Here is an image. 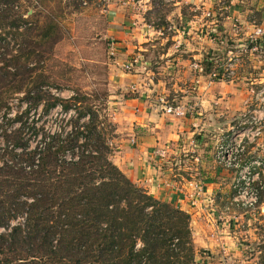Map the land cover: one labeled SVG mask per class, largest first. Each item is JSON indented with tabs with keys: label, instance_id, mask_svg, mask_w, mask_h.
Here are the masks:
<instances>
[{
	"label": "trees",
	"instance_id": "trees-1",
	"mask_svg": "<svg viewBox=\"0 0 264 264\" xmlns=\"http://www.w3.org/2000/svg\"><path fill=\"white\" fill-rule=\"evenodd\" d=\"M42 2L0 0V46H8L0 50V118L7 126L0 264H196L190 213L155 198L114 163L115 126L102 116L100 97L53 92L59 86L44 66L63 37L58 17ZM203 65L213 73V59ZM15 96L20 109L13 115ZM56 109L64 121L52 132L43 119ZM260 221L261 238L249 252L264 264V214Z\"/></svg>",
	"mask_w": 264,
	"mask_h": 264
},
{
	"label": "rangeland",
	"instance_id": "rangeland-1",
	"mask_svg": "<svg viewBox=\"0 0 264 264\" xmlns=\"http://www.w3.org/2000/svg\"><path fill=\"white\" fill-rule=\"evenodd\" d=\"M67 2L43 0L41 5V8L54 11L61 22L58 23L61 29L59 33L63 37L45 61L44 72L51 85L59 86L52 88L53 92L63 98H70L75 89L100 97L97 103L102 116L107 117L112 125H115V111L110 100L121 91L114 80L120 68L117 61L124 60L121 59L124 57L119 56L117 47L112 54L110 43H117L121 34L130 37L127 39L128 47L126 45L123 49L131 54H127L129 58L124 61L131 62L133 67L136 65L133 59L139 56L141 63H147L142 65L140 72L145 77L143 80L146 82L148 78H155V83L161 85L160 89L154 87V97L166 96L179 104L190 105L184 97L195 98L209 91L204 90L203 85L199 89L202 79L212 84H231L229 87L220 86L219 90L212 86L209 92L213 96L216 94L213 99L217 102H213L211 111L232 113L228 120L220 122L222 131L218 132L209 154L212 173H216V165V169L219 168L224 174L220 175L219 182L223 183L222 188L227 196L215 201L212 199L220 207L217 209L213 206L214 212L208 223L217 232L220 222L221 229L226 228V231L216 234L217 245L221 248L212 255L201 250L199 245L204 241L196 236V264H258V256L249 250L261 238L259 224L264 206L257 205L254 213L231 207L226 215H222L223 208L242 190L241 179L245 178L246 171L227 169L218 164L217 151L221 143L236 140L245 147L240 155L244 167L250 164L264 165V43L251 42L252 37H257L256 29L264 31V0H70V6ZM26 9L22 8V12ZM57 19H54L56 23ZM43 25L47 27L46 23ZM4 33L7 35L4 42H9V48L13 50L12 35ZM7 47L0 46V50ZM250 47H256L257 51H250ZM199 54L203 57H199ZM179 55L181 61L173 63L172 58ZM205 57L213 59V72L225 68L234 74L222 81L212 80L210 74L205 75L195 68L197 64L203 65ZM172 64L177 67L172 69ZM163 83L165 86H162ZM105 94L108 98L102 102ZM16 97L13 99H19ZM191 104L194 105V102ZM11 108L13 115L19 111L18 100L12 103ZM63 118L62 111L56 109L45 116L43 122L47 130L54 132L63 123ZM3 122L0 118V149L4 145ZM3 126L7 128L5 124ZM109 136L112 140L114 132ZM260 169V180L255 185L261 195L264 166ZM192 231L195 236L193 227Z\"/></svg>",
	"mask_w": 264,
	"mask_h": 264
},
{
	"label": "crops",
	"instance_id": "crops-1",
	"mask_svg": "<svg viewBox=\"0 0 264 264\" xmlns=\"http://www.w3.org/2000/svg\"><path fill=\"white\" fill-rule=\"evenodd\" d=\"M128 38L130 37L126 34H121L116 44L119 56L124 57L121 58L124 60L131 54L123 49L126 45L128 47ZM199 57L203 55L199 54ZM124 60L117 61L120 68L114 80V84L121 91L110 100V105L115 111L116 129L112 138L113 161L133 183L147 189L155 198L190 213L195 231L194 240L199 236V240L205 243L199 245L201 250L211 252L209 254L212 255L221 248L217 245L216 234H224L226 228L221 229L222 224L219 222L220 226L216 232L213 230L214 226L208 223L211 222L210 218L214 212L213 206L217 209L220 207L219 203L212 204L209 201L225 198L227 192L222 188L223 183L219 182L224 175L221 170H217L214 165L216 173L211 171L213 166L209 154L218 132L222 131L220 122L228 120L232 113L211 111L213 102H216L213 99L216 94L213 96L209 92L211 93L212 86L219 90L220 86L229 87L231 84L214 85L202 79L199 89H202L203 85L204 90L209 91L200 93L195 98L184 97L186 102L190 103L186 106L193 107L194 111L188 112L184 117H175L163 111L161 95L154 97V87L161 88L160 84L155 83V78H148L146 82L143 80L145 77L140 72L144 63L140 62L141 58L137 56L133 59L134 62L136 60V65L131 70H127L125 66L132 63ZM172 61L180 62V55L178 58H172ZM175 66L177 67L175 64L170 65L172 69H175ZM166 99L172 104H179L168 97ZM191 102H194V105ZM158 149H166L165 159L155 156Z\"/></svg>",
	"mask_w": 264,
	"mask_h": 264
},
{
	"label": "built area",
	"instance_id": "built-area-1",
	"mask_svg": "<svg viewBox=\"0 0 264 264\" xmlns=\"http://www.w3.org/2000/svg\"><path fill=\"white\" fill-rule=\"evenodd\" d=\"M254 32L257 37L255 36L252 37L251 42L255 44L259 41L261 43H264V31H262L261 29H256ZM110 44L112 45L111 52L113 54L114 53L113 51L116 49L117 43H115V41H112ZM250 51H257V48L250 47ZM125 67L127 68V70L132 69V65H126ZM195 68L199 72L205 74L203 65L197 64ZM217 70L209 75L212 78V80L214 79V80L222 81L223 79H225V77L229 78L231 77V75L234 74L231 70L225 69V68H219ZM160 102L163 106V111L166 114H169L175 117H184L187 115L188 112H192L193 110V107H189V106L181 105V104H172L164 97L160 98ZM250 124H252V122H250ZM244 149L245 147L239 144L238 141L236 140L235 141L228 140L227 143L223 142L218 147V151H217L218 164H221L223 167L227 169H240V171L242 170L246 171L245 178L242 177L241 179L242 185L240 189L242 190L238 192V195H236L232 199L229 205L223 208L222 215H226V213L231 210V207L232 208L233 207L243 208V209L250 211L251 213H254L253 212L254 208L259 203V199H260L259 189L256 187L255 184L256 182L260 180V176H261L260 168L264 165L261 164V166H259L258 164V166H255V165L250 164L248 165V167H244L240 160V155L242 154ZM155 156L158 157L159 159H165L167 157L166 149H158L155 152ZM256 170H258L259 172H257ZM247 175H249V177H247ZM261 188L262 190H264V184L261 185ZM213 203L214 201H212V204ZM220 218H221V215H220ZM222 218H225V217H222Z\"/></svg>",
	"mask_w": 264,
	"mask_h": 264
}]
</instances>
